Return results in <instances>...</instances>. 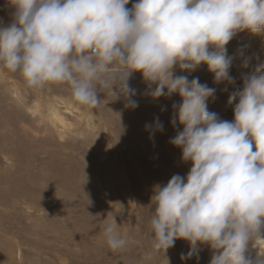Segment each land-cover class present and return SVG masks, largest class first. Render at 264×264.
<instances>
[{"label":"clouds","instance_id":"clouds-1","mask_svg":"<svg viewBox=\"0 0 264 264\" xmlns=\"http://www.w3.org/2000/svg\"><path fill=\"white\" fill-rule=\"evenodd\" d=\"M6 3L13 12L10 23L0 24V65L30 86L67 84L71 98L89 108L111 89L135 108L129 79L139 72L155 84L153 98L181 97L172 123L183 128L170 143L191 167L154 188L148 221L154 249L165 252L183 239L186 258L206 244L214 250L210 264H264L258 243L264 241V65L229 96L231 121L208 110L215 88L174 72L204 64L215 82H233L226 45L238 32H264V0H135L131 8L129 0ZM154 129L163 130L158 117ZM101 231L110 250L125 247L115 215ZM250 242L255 257L246 254Z\"/></svg>","mask_w":264,"mask_h":264},{"label":"rangeland","instance_id":"rangeland-1","mask_svg":"<svg viewBox=\"0 0 264 264\" xmlns=\"http://www.w3.org/2000/svg\"><path fill=\"white\" fill-rule=\"evenodd\" d=\"M133 3L135 0H129L126 7ZM12 12L6 0H0V24L10 23ZM237 34L226 45L233 58L229 69L233 82H215L204 64L192 71L174 70L175 75H187L189 80L198 77L201 83L215 88L214 97L207 101L208 110L229 121L235 103L227 101L230 94L236 86L242 87L248 72L259 68L256 66L264 52ZM129 84L136 90L133 99L138 107H126V100L115 99L108 89L100 93L98 106L89 108L71 98L67 84L30 86L19 72L0 65V264H117L118 251L122 264H154L155 259H161L163 250L154 249L148 227L149 203L155 186H163L174 174L186 175L191 167L190 162L181 160V148L170 143L183 128L178 122L172 123L176 113L173 105H178L181 97L175 93L151 97L155 84L149 86L139 72L132 74ZM35 103L39 104L38 111L31 113ZM54 112L66 126L53 119ZM157 117L163 123L162 131L154 129ZM19 121L26 134L18 129ZM36 125L41 128L37 134ZM146 125H153V129ZM122 180L135 199L137 213L132 216L135 222L125 247L112 251L104 238H97L103 237L104 220L113 215L116 220L123 218V210L117 213L113 206L117 183ZM39 188L52 196L42 217L35 208L38 197H43ZM37 219L44 224L39 225ZM185 241L177 239L169 248L177 247V258L168 259L167 253L163 258L171 260L170 264H202L199 253L184 256L189 252ZM201 252L206 254L203 247Z\"/></svg>","mask_w":264,"mask_h":264},{"label":"bare ground","instance_id":"bare-ground-1","mask_svg":"<svg viewBox=\"0 0 264 264\" xmlns=\"http://www.w3.org/2000/svg\"><path fill=\"white\" fill-rule=\"evenodd\" d=\"M240 35H242L243 36V38H244V40L246 41V42H248L249 44H253V43H255L256 45H257V48L258 49H261V48H263V50H264V32H261V33H252V32H249L248 30H244L242 33H240V34H237V36H240ZM254 41V42H253ZM260 52H262V51H260ZM259 60H260V63H259V65L258 66H256V67H260L261 65H264V52H262V55H261V58H259ZM251 74H253V72H248L246 75H245V77L246 76H249V75H251ZM238 87H240V86H236L235 87V91H233L232 92V94L233 93H235V92H237L238 90H240L241 89V87L240 88H238ZM232 94H230V95H232ZM149 97V96H148ZM152 97V96H151ZM228 101V100H227ZM38 108H39V104L38 103H35V105L32 107V109H30L29 111H31V113H35L36 111H38ZM53 109V108H52ZM51 109V110H52ZM53 111V110H52ZM165 114V113H164ZM18 118V117H17ZM15 119V118H14ZM13 119V120H14ZM20 119V118H19ZM53 119H56V120H58L60 123H62L63 124V126H66L65 125V123H64V119H62L60 116H59V114L57 115V112H54L53 113ZM55 120V121H56ZM15 121V120H14ZM26 121V120H25ZM54 121V122H55ZM20 122L21 121H19V124H20ZM23 122V121H22ZM24 125L22 124H20V126H18V129L19 130H23L24 132H25V130H26V128H24L23 127ZM32 129H34L32 126H30ZM36 127V132H35V134H37L38 133V129H41L40 127L38 128V126L36 125L35 126ZM44 128H45V126H43ZM62 127V126H61ZM64 128V127H63ZM28 131V130H27ZM45 131V130H44ZM63 131V130H62ZM43 132V131H42ZM25 134H26V132H25ZM32 134V133H31ZM61 134V133H60ZM63 134V133H62ZM61 134V135H62ZM40 135V134H39ZM39 135H38V137H39ZM35 136V135H34ZM26 137H27V135H26ZM42 137V136H41ZM36 138V137H35ZM32 139V138H31ZM2 140V139H1ZM27 140V139H26ZM30 140V139H29ZM33 140V139H32ZM31 140V141H32ZM2 142V141H1ZM27 143V142H26ZM42 143V142H41ZM28 144V143H27ZM47 144V143H46ZM40 145V144H39ZM158 145V144H157ZM5 146V145H4ZM36 146V145H35ZM50 146V145H49ZM145 150V149H144ZM7 151V150H6ZM12 151V150H11ZM35 151V150H34ZM149 156H150V154H149ZM173 157V156H172ZM148 159H149V157H148ZM39 160V159H38ZM181 161V160H180ZM136 163V162H135ZM21 164V163H20ZM30 165V164H29ZM34 166V165H33ZM169 167V166H168ZM164 170V169H163ZM177 173V172H176ZM178 174V173H177ZM153 176H156V175H153ZM152 176V177H153ZM10 177V176H9ZM157 177V176H156ZM125 178V177H124ZM155 178V177H154ZM156 179V178H155ZM154 179V180H155ZM47 180V179H46ZM153 180V179H152ZM157 180V183H158V180L159 179H156ZM2 181V180H1ZM35 181V180H34ZM118 181V180H117ZM129 181V180H128ZM4 182V181H3ZM126 182H127V180H126ZM43 183H45V182H43ZM129 183V182H128ZM139 184V183H138ZM11 186H13V185H11ZM40 186V185H39ZM162 186V185H161ZM2 187V186H1ZM9 187V186H8ZM143 187H145L144 185H143ZM34 188V187H33ZM130 188V187H129ZM134 189V188H133ZM132 189V190H133ZM39 190H40V192H42L43 193V197H38V202L35 204V208L37 209V210H39L38 212H40L38 215L39 216H41V215H43V214H41V212H43L42 210H44V206H46V204L48 203V202H50L51 201V198H52V196H51V192H49L48 194L45 192V190L43 189V188H39ZM114 190V189H113ZM117 191V196H116V198H115V196H114V198H115V200H113L114 202H113V206H114V210L117 212V213H119L121 210H123V212H124V215H123V218H121V219H119V218H117V223L119 224V231L121 232V234L122 235H124V236H126V237H128V234H129V232H130V230L132 229V227H131V225H132V223L133 222H135L134 221V219H132V216L135 214V213H137V209H136V207L134 206V203H135V199H132L131 198V196H130V194H129V192H128V187L125 185V183L123 182V180L121 181V183L119 184V182L117 183V186H116V190H115V192ZM130 191V190H129ZM154 191V190H153ZM135 193H139V192H137L136 190L134 191ZM133 193V192H132ZM113 194H115V193H113ZM18 195H19V191L15 194V196H16V200L17 199H19V197H18ZM132 195V194H131ZM138 196V195H137ZM22 197V196H21ZM1 201V200H0ZM35 201H37V199H35ZM32 208V207H31ZM30 209V208H29ZM1 211V210H0ZM34 214V213H33ZM31 215V214H30ZM135 216H137V215H135ZM42 217V216H41ZM40 217V218H41ZM119 217V216H118ZM39 218V217H38ZM39 218V219H40ZM48 218V217H47ZM134 218V217H133ZM39 219H37L38 220V222H39V225L41 224H44L43 222H41V220H39ZM138 219V218H137ZM1 220V219H0ZM136 220V219H135ZM2 221V220H1ZM44 221V220H43ZM33 222V221H32ZM46 222V221H45ZM25 223V222H24ZM29 223V222H28ZM31 224V223H30ZM134 225V224H133ZM49 226V225H48ZM137 226V225H136ZM36 228V227H35ZM51 230H53V229H51ZM136 231V230H135ZM40 232V231H39ZM136 232H138V231H136ZM47 234V233H46ZM40 235H42V234H40ZM48 235V234H47ZM60 236V235H59ZM135 236H137V234H135ZM39 236H37V238H38ZM98 240H103V237H98L97 238ZM34 241V240H33ZM32 241V242H33ZM40 241V240H39ZM49 241V240H48ZM185 241V240H184ZM186 243V241L184 242V244ZM259 243V250L260 251H264V241H259L258 242ZM204 245L206 246V244H203V245H201L204 249H205V252H206V254H204V252H201V246L199 247V250H198V253H199V255L200 256H202L203 257V263L202 264H210V260H211V258H212V256H213V252H214V250H212L209 246H207V247H204ZM32 246V245H31ZM66 246V245H65ZM55 247V246H54ZM147 248V247H146ZM257 251H258V249L256 248V247H253V245H252V243L250 242V244H249V248H248V252L246 253L247 255H249L250 257H255L256 256V254H257ZM20 252V251H19ZM120 253H121V251H118L117 252V255H116V257H117V264H122V263H124L123 261H122V257L123 256H121L120 255ZM169 254V257H168V259H171V257H175V258H177L178 257V255H179V251L177 250V247L176 248H173L171 251H170V249H167L165 252H163L162 254H163V256L162 255H160V258L161 259H155V263L154 264H170V261L171 260H165L163 257L165 256V254ZM26 254V253H25ZM59 254V253H58ZM148 254V253H147ZM74 255V254H73ZM153 255V254H152ZM70 256H71V254H70ZM145 256V255H144ZM20 257V256H19ZM72 257V256H71ZM180 257V256H179ZM11 258V257H10ZM21 258V257H20ZM59 258V257H58ZM192 258H194V257H192ZM74 259H75V257H74ZM20 260V259H19ZM25 260V259H24ZM68 260V259H67ZM180 260V259H179ZM168 261H169V263H168ZM173 261V260H172ZM183 261V260H182ZM181 261V262H182ZM185 261V260H184ZM183 261V262H184ZM17 262H18V260H17ZM70 262V261H69ZM178 262V261H177ZM187 263H189V262H187ZM63 264V263H62ZM133 264V263H132ZM182 264H185V263H182Z\"/></svg>","mask_w":264,"mask_h":264}]
</instances>
